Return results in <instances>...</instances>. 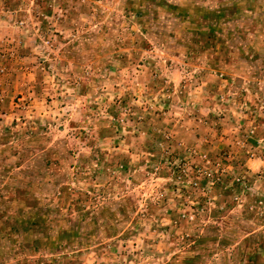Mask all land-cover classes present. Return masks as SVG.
Masks as SVG:
<instances>
[{
  "label": "rangeland",
  "instance_id": "374dc122",
  "mask_svg": "<svg viewBox=\"0 0 264 264\" xmlns=\"http://www.w3.org/2000/svg\"><path fill=\"white\" fill-rule=\"evenodd\" d=\"M190 1L230 5L240 28L245 18L259 21L248 20L254 29L246 34L257 77L243 56L207 65L185 55L182 34H170L173 24L138 0H0V163L40 172L32 193L42 199L61 186L82 190L66 204L89 189L107 194L82 210L88 243L60 254L69 264H166L187 245L185 233L202 231L184 205L202 196L201 222H215L211 209L230 204L223 217L236 235L225 228L219 236L233 240L215 254L219 264H264V0ZM17 152L23 164L15 168ZM79 153L97 157L86 176L75 174ZM98 164L114 171H89ZM206 173L223 183L211 189ZM240 176L246 182L237 187ZM233 184V193L245 187L253 199L244 192L232 204L223 193ZM53 257L39 252L28 262Z\"/></svg>",
  "mask_w": 264,
  "mask_h": 264
},
{
  "label": "trees",
  "instance_id": "16d2710c",
  "mask_svg": "<svg viewBox=\"0 0 264 264\" xmlns=\"http://www.w3.org/2000/svg\"><path fill=\"white\" fill-rule=\"evenodd\" d=\"M138 2L139 7H142L141 9H150L154 17H159L161 19L160 23H172L173 29L170 34H182L180 38L187 45L185 55L192 54L193 59L202 58L201 61L207 63V65H211L210 63L216 65L215 63L219 61L231 63L236 59L235 57L243 56L250 59L249 74L257 77L258 70L256 69L258 65L255 61V53H253V46L247 42V40H251L250 37L247 38L246 36L254 29H252L248 20L257 22L256 19L245 18L247 21L245 20L244 24L241 25L242 28H240L237 22V14L235 11L230 10V5L225 3L203 5L190 0H138ZM245 4L247 3L245 2ZM234 40H237L239 44H232ZM200 54L207 55L206 59L203 60V56L201 57ZM210 54H212L211 59L207 60ZM221 74L224 76V73ZM254 79L251 78V80ZM11 147H15L13 143ZM16 154H19V159L16 160L14 165H11L15 168L23 164L21 153L17 152ZM22 154L24 155V153ZM91 159H97L96 155H81V153L75 155L76 176L89 174L87 168L91 163ZM51 162V160L47 161L48 164ZM54 163H58V161H54ZM101 168L103 169V166L98 164L96 168L89 169V171L96 175L114 171L109 167L107 168L108 171ZM122 168L120 166L117 169ZM156 168H151L149 171L154 172L155 169L156 173H160L161 169ZM38 173L26 170L15 173L14 170L8 171L7 165L0 163V256L3 264L12 260H17L19 263L26 260L25 264H69L70 259L67 260L65 256L60 254L75 252L78 247L88 243L83 242L81 236H83L82 222L86 220L89 211L85 213L82 210H86L91 205L94 206L93 208L99 207L107 197L104 189L101 191L89 189L83 192L85 194L83 199H74V201H69L66 204L70 192L82 193V190L70 189L69 192L68 186H61L57 188L52 197L46 196V199H42L32 193V186L40 183L44 178L37 177ZM205 177L211 179V189L216 190L223 183L220 173H206ZM245 178V176L238 178L237 187H239L240 181H244ZM49 180L52 181L50 178ZM234 184L230 185L223 193L225 196L232 194V201H230L232 204L241 200L240 197L245 195L244 192H246L247 198L253 199L249 195V189L245 187L239 188V194L233 193ZM192 186L200 188L198 182L192 184ZM210 188L203 189V191L210 195ZM182 191H184V195L188 190L183 187ZM92 194L93 198L90 197ZM178 199L184 202L183 196L180 195ZM204 199L206 197L202 196L201 202ZM125 200L131 203L129 196ZM195 200L197 204L199 203L198 205L189 202H184V205L196 211L195 218L189 220L193 223L197 222V228L202 229V231L196 235L185 233L183 240L187 245L183 244L182 253L175 255L176 257H173L166 264H219L215 254L233 243V240L228 238L231 237L228 233H226V237L219 238L225 228L224 231L236 235L234 231L230 230L229 223L223 217L228 203L224 205L220 203L211 209L209 216L213 217L215 222L208 220L201 222L199 221L200 214L205 212L207 208L204 203L200 202V199ZM255 205H258V200L248 204L247 209L255 212L256 210L253 207ZM130 207L134 208L132 204ZM123 208L124 205L122 204V212L125 210ZM65 209L66 212L63 211ZM78 211L80 212L76 214ZM188 215L190 213L187 211L185 217ZM91 235H95V232ZM233 250L232 255L236 253L235 248ZM39 252L52 254L54 257L51 263H47L45 259H38L35 263H31V260L28 262L29 257L37 255ZM226 257V254H223L220 259Z\"/></svg>",
  "mask_w": 264,
  "mask_h": 264
}]
</instances>
